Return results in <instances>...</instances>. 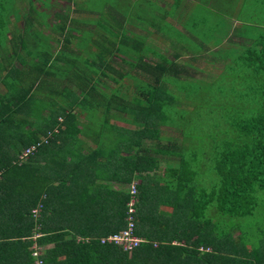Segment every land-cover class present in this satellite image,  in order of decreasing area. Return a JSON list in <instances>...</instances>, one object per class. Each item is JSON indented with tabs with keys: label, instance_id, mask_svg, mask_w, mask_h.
<instances>
[{
	"label": "trees",
	"instance_id": "1",
	"mask_svg": "<svg viewBox=\"0 0 264 264\" xmlns=\"http://www.w3.org/2000/svg\"><path fill=\"white\" fill-rule=\"evenodd\" d=\"M17 1L0 0V264H264L237 222L264 212V0L232 34L207 0H68L94 20L51 22ZM132 186L125 251L101 238Z\"/></svg>",
	"mask_w": 264,
	"mask_h": 264
},
{
	"label": "rangeland",
	"instance_id": "2",
	"mask_svg": "<svg viewBox=\"0 0 264 264\" xmlns=\"http://www.w3.org/2000/svg\"><path fill=\"white\" fill-rule=\"evenodd\" d=\"M29 0H20L16 2V7L18 8V6L24 10V8H26V4ZM40 1V0H39ZM38 0H34V3L36 5V7L42 9V6L40 5V2ZM46 4V11L43 12L44 17L46 16V12H50V16H49V20L51 21H57L53 18V13L56 11L61 12V13H67L69 14V17H86V16H91L89 15L90 13L88 12H81V11H74L73 7L72 9L68 10V7L71 6V3L68 0H44ZM48 1V2H47ZM80 2H82V0H78ZM90 1V0H89ZM94 0H91V2H93ZM96 2H100L101 0H95ZM120 1L122 0H118V2L120 3ZM125 1V0H124ZM143 1H147V0H135L134 3H140ZM156 1V0H154ZM161 1V0H160ZM238 0H234L233 6L236 7ZM30 2H28L29 5ZM122 4V3H121ZM143 4V3H142ZM44 8V9H45ZM91 20H94V14H92V16L90 17ZM37 22V21H36ZM36 22L34 23V26H38V22L36 24ZM49 22V23H50ZM19 25H21V22L19 21L18 23ZM36 24V25H35ZM128 26V25H127ZM88 27V26H87ZM131 27V26H128ZM45 34H49V35H55V33L45 27H40ZM133 28V27H132ZM140 30V29H139ZM150 31H152V33L146 34L147 40L152 44H157L160 45V49L162 52L168 53L169 52V48L166 46V44L161 42V38L159 36H161L160 33L156 32L154 29H150ZM143 34V33H142ZM45 36V35H44ZM46 37V36H45ZM162 37V36H161ZM47 38H45L44 40H46ZM167 41V40H166ZM168 43V42H167ZM121 57H114V60L116 62H119ZM149 58L155 59L154 56H149ZM182 60V59H181ZM218 62H223V61H218ZM116 65V63H115ZM203 67H205L204 62H202ZM218 69H219V65L217 64ZM218 70H213L212 72H215ZM110 84V83H109ZM119 124H124L123 122H119ZM19 160H24V158H21L19 156L18 158ZM260 198V197H259ZM259 207H264V202L263 203H259ZM237 222H239V226H240V230L241 232H243V241L247 244L248 242L252 243V248H254L255 252L252 256L253 258H257L259 262L264 263V212L262 213V210L258 213H256L253 216H248L242 219H237ZM239 232V230H235L233 234L237 235ZM251 248V250H252ZM255 258V259H256Z\"/></svg>",
	"mask_w": 264,
	"mask_h": 264
},
{
	"label": "crops",
	"instance_id": "3",
	"mask_svg": "<svg viewBox=\"0 0 264 264\" xmlns=\"http://www.w3.org/2000/svg\"><path fill=\"white\" fill-rule=\"evenodd\" d=\"M172 0H158V4L166 8V5H168ZM208 3L206 2V6L202 7V10H213L217 16H219L218 21L222 24H226L227 27L230 28V34L234 33V28L238 25H243L242 23V16H246V18H250L249 12L252 11V14H256L257 9L253 7L252 9L250 7H247L245 0H238L237 6L234 7L232 3H234V0H207ZM242 14V15H241ZM259 21H261L260 18H255ZM166 20L170 22L173 26H175L178 29L183 30L182 23L176 19H172L170 17H167ZM263 21V20H262ZM262 21L257 22V21H250L251 27L256 28V26H262ZM246 23V24H248ZM230 36V35H229ZM237 36V35H236ZM236 40H239V36L235 38ZM223 43L220 44L219 47H225L226 44L229 42L228 35H226V38L223 39ZM232 43L229 42V44ZM210 50V49H207ZM204 58V55H203ZM207 58V56H206ZM205 59V58H204ZM206 60V59H205ZM19 208L18 206H16Z\"/></svg>",
	"mask_w": 264,
	"mask_h": 264
},
{
	"label": "built area",
	"instance_id": "4",
	"mask_svg": "<svg viewBox=\"0 0 264 264\" xmlns=\"http://www.w3.org/2000/svg\"><path fill=\"white\" fill-rule=\"evenodd\" d=\"M26 156V150L24 153L20 154L21 158H24ZM134 184V183H133ZM131 193L132 196L127 203V212H126V224L124 228L121 230L110 233L106 235L105 237L101 238L102 243H111L115 246H117L120 249H123L125 251H131L135 247L139 246V244L143 241L142 238L137 236L134 232L135 228V213H136V208H135V203L136 199L134 196L135 193V188L132 186L131 188Z\"/></svg>",
	"mask_w": 264,
	"mask_h": 264
}]
</instances>
